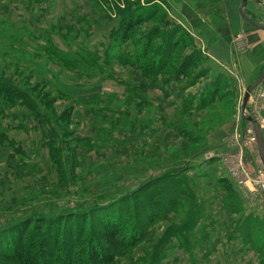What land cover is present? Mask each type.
<instances>
[{
	"label": "rangeland",
	"instance_id": "rangeland-1",
	"mask_svg": "<svg viewBox=\"0 0 264 264\" xmlns=\"http://www.w3.org/2000/svg\"><path fill=\"white\" fill-rule=\"evenodd\" d=\"M135 1L162 7L137 26L138 36L180 25L195 44L184 53L196 47L202 62L183 74L148 75L123 62L136 41L120 45L113 32L127 0H0V80L26 93L0 98V227L37 211L107 205L165 176L147 193L156 188L164 202L175 196L176 206L117 264L150 261L163 247L161 264H264V226L248 236L243 226L249 214L264 220L257 214L264 212V164L244 117L264 132V80L244 110L253 77L245 82L211 51L219 36L214 41L179 17L220 5L223 39L237 54L261 38L258 28L238 13L243 0ZM254 6L246 14L264 24V5ZM219 74L221 92L201 104L196 95ZM191 211L198 224L167 235Z\"/></svg>",
	"mask_w": 264,
	"mask_h": 264
},
{
	"label": "trees",
	"instance_id": "trees-1",
	"mask_svg": "<svg viewBox=\"0 0 264 264\" xmlns=\"http://www.w3.org/2000/svg\"><path fill=\"white\" fill-rule=\"evenodd\" d=\"M124 6V5H123ZM122 20L113 36L119 44L135 40L134 49L121 60L140 67L144 75L176 71L185 73L189 68L198 66L203 55L196 47L184 53L195 44L189 33L180 25L165 30V25H155L147 33L138 36L137 26L153 19L161 12L159 4L141 5L135 0H127L123 8ZM138 36V37H137ZM160 39V42L157 41ZM214 85L196 96L201 104L214 101L222 89L223 74L217 75ZM195 80V78L193 79ZM215 82V81H214ZM26 96L25 91L0 80V98L3 96ZM30 107L35 106L32 98L25 97ZM165 176L140 184L138 189L125 193L107 205H95L88 209H69L55 213L33 212L23 218L0 227V262L8 264H117L122 257L148 237L153 225L176 206L175 196L167 201L157 197L152 185L160 183ZM164 190V187L162 188ZM171 196V195H170ZM99 206V207H98ZM112 206H115L112 208ZM111 208L110 212H101ZM117 214H108L114 213ZM199 214L191 211L189 217L180 226H171L167 235L189 230L198 224ZM264 226V220L255 214H249L243 223L247 236L256 228ZM183 229V230H182ZM262 237V235H261ZM166 249L156 250L153 259L136 264H161ZM1 264V263H0Z\"/></svg>",
	"mask_w": 264,
	"mask_h": 264
},
{
	"label": "crops",
	"instance_id": "crops-1",
	"mask_svg": "<svg viewBox=\"0 0 264 264\" xmlns=\"http://www.w3.org/2000/svg\"><path fill=\"white\" fill-rule=\"evenodd\" d=\"M241 3L238 7L239 14L241 13ZM260 4L264 5V0H248L245 6L247 14H249L248 6L255 5L254 7H257L260 6ZM211 7H213L214 9H210L208 15L207 13H196L195 16L193 13H184L179 18L182 19V22L188 24L192 29L196 30L197 32H200L202 35H206L209 37L215 36L214 41H217L216 36H219L220 40L215 43H211V51H213L215 55L219 56L221 59L226 61V63H229V65L231 63L233 68H235L239 73H242V75H244V77L246 78L245 82L250 81L253 77L252 82L249 83L253 84L264 70V29L261 27L259 28L258 25L250 21L251 25L258 28V34L261 35V38L256 39L253 37V45L249 44L248 48L243 52L241 51L237 54L233 48L230 52V50L228 49V45L225 41L226 39H223L224 26L220 20V15L223 13L224 9L220 5H212L208 8ZM206 17L209 20L205 19ZM251 18L257 21L258 23L261 21L259 20L258 16H254L252 14ZM204 20L208 21L210 25L204 23ZM113 42L114 38L112 39V43ZM217 72H220V70L217 69ZM220 149H224V147L222 146ZM256 152L260 163L263 164L258 147ZM257 214L261 215V217H264V212H259Z\"/></svg>",
	"mask_w": 264,
	"mask_h": 264
},
{
	"label": "water",
	"instance_id": "water-1",
	"mask_svg": "<svg viewBox=\"0 0 264 264\" xmlns=\"http://www.w3.org/2000/svg\"><path fill=\"white\" fill-rule=\"evenodd\" d=\"M247 4V0H243L242 1V6H241V13L242 15L248 19L249 21H251L252 23L258 25L259 27L263 28L264 29V24H260L258 23L257 21H255L254 19H252L251 17H249L244 8ZM264 80V70L262 71L261 75L258 77V79L253 83V85H251L246 93H245V96H244V100H243V109L245 110L246 108V105H247V101L250 97V93L253 89H255L256 87L259 86V84ZM244 117L251 121V123L253 124V127H254V130H255V133L257 135V144H258V149H259V153H260V156H261V159L263 161V164H264V132L263 130L261 129L258 121L252 116V115H247V114H244Z\"/></svg>",
	"mask_w": 264,
	"mask_h": 264
},
{
	"label": "built area",
	"instance_id": "built-area-1",
	"mask_svg": "<svg viewBox=\"0 0 264 264\" xmlns=\"http://www.w3.org/2000/svg\"><path fill=\"white\" fill-rule=\"evenodd\" d=\"M263 127V126H262ZM254 139L257 140V136L254 135Z\"/></svg>",
	"mask_w": 264,
	"mask_h": 264
},
{
	"label": "bare ground",
	"instance_id": "bare-ground-1",
	"mask_svg": "<svg viewBox=\"0 0 264 264\" xmlns=\"http://www.w3.org/2000/svg\"><path fill=\"white\" fill-rule=\"evenodd\" d=\"M262 126V125H261ZM263 128V127H262Z\"/></svg>",
	"mask_w": 264,
	"mask_h": 264
}]
</instances>
